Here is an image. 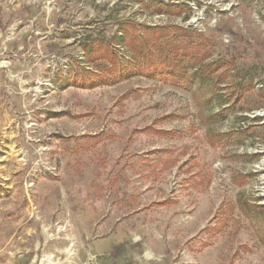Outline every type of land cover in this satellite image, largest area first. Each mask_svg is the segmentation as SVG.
I'll list each match as a JSON object with an SVG mask.
<instances>
[{
    "label": "rangeland",
    "instance_id": "1",
    "mask_svg": "<svg viewBox=\"0 0 264 264\" xmlns=\"http://www.w3.org/2000/svg\"><path fill=\"white\" fill-rule=\"evenodd\" d=\"M127 23L199 34L197 77ZM96 38L123 70L64 83ZM0 264H264V0H0Z\"/></svg>",
    "mask_w": 264,
    "mask_h": 264
},
{
    "label": "trees",
    "instance_id": "2",
    "mask_svg": "<svg viewBox=\"0 0 264 264\" xmlns=\"http://www.w3.org/2000/svg\"><path fill=\"white\" fill-rule=\"evenodd\" d=\"M156 11L162 10L156 8ZM167 11L180 14L181 7L171 5L167 7ZM122 31L123 36L120 42L131 52L134 66L138 65L141 72L161 76L174 83L188 82V79L197 77L198 73L191 75L188 73V67L184 66L183 62L185 57L195 62L203 60L200 57L205 56V51L191 47L194 42L199 45L197 43L199 34H193V42L182 44L183 42L180 41L182 35L177 36L176 32L186 33V30L180 27H137L127 23ZM102 41L96 38L83 44L86 61L93 68H79L73 74L70 73L68 79L63 78L64 83L79 81L82 87L90 88L101 83L114 82L113 80L117 77L114 72L117 75L118 70H123V64L114 53L112 46L109 43L103 44ZM98 49H101V53L104 54L99 59L106 60L107 64L98 62L97 55H95ZM111 73L113 76H110Z\"/></svg>",
    "mask_w": 264,
    "mask_h": 264
}]
</instances>
